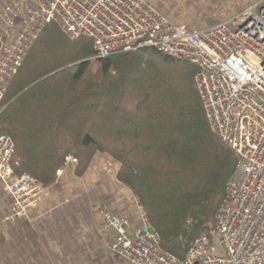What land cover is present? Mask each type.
Listing matches in <instances>:
<instances>
[{
    "label": "trees",
    "instance_id": "trees-1",
    "mask_svg": "<svg viewBox=\"0 0 264 264\" xmlns=\"http://www.w3.org/2000/svg\"><path fill=\"white\" fill-rule=\"evenodd\" d=\"M93 57L90 39L44 28L2 103L0 134L15 142V173L52 187L68 156L80 177L97 153L112 156L162 249L184 260L198 237L215 238L236 168L234 151L209 125L198 67L151 47Z\"/></svg>",
    "mask_w": 264,
    "mask_h": 264
},
{
    "label": "built area",
    "instance_id": "built-area-1",
    "mask_svg": "<svg viewBox=\"0 0 264 264\" xmlns=\"http://www.w3.org/2000/svg\"><path fill=\"white\" fill-rule=\"evenodd\" d=\"M48 24L71 40L90 39L95 59L151 47L195 64L209 125L236 156L216 213L218 244L201 235L181 260L162 249L140 205L139 226L100 210L112 252L132 264H264V0L201 29L173 22L148 0H0V115L12 80ZM15 149L13 138L1 133L0 183L12 198L6 223L27 219L46 191L32 174L15 173ZM70 162L77 159L68 156Z\"/></svg>",
    "mask_w": 264,
    "mask_h": 264
},
{
    "label": "rangeland",
    "instance_id": "rangeland-1",
    "mask_svg": "<svg viewBox=\"0 0 264 264\" xmlns=\"http://www.w3.org/2000/svg\"><path fill=\"white\" fill-rule=\"evenodd\" d=\"M158 9L163 11L175 23L185 25L190 29L206 28L223 21L230 20L239 15L247 7L258 3L261 0H148ZM72 156V155H70ZM75 158L74 156H72ZM67 163V159H66ZM77 162H70L64 169L61 176L57 175L58 181L63 183L62 187H72L70 196H77L79 201L84 189L91 192L93 198V229L88 235H84L82 227L78 225L67 226L69 238L65 239L63 232L60 239V255H55V264H132L129 260L113 253L110 246L112 234L102 230L100 210L107 209L108 200L115 201L127 207L134 205V211L139 216L140 200L129 193L126 185L117 179L120 163L112 156L105 153H97L92 159L87 171L83 176L75 173ZM116 173V174H115ZM235 174V171H234ZM233 174V175H234ZM233 177V176H232ZM231 177V178H232ZM230 178V179H231ZM229 179V180H230ZM45 193H47V187ZM132 191V190H131ZM44 193V194H45ZM84 197V196H83ZM82 197V198H83ZM68 207L73 206L72 202ZM12 205V198H11ZM10 205V207H11ZM146 211V210H145ZM9 213V212H8ZM148 215V214H147ZM6 215L3 217V225ZM150 220V219H149ZM9 222H7L8 224ZM74 228V229H73ZM218 244L217 238L213 239Z\"/></svg>",
    "mask_w": 264,
    "mask_h": 264
},
{
    "label": "crops",
    "instance_id": "crops-1",
    "mask_svg": "<svg viewBox=\"0 0 264 264\" xmlns=\"http://www.w3.org/2000/svg\"><path fill=\"white\" fill-rule=\"evenodd\" d=\"M62 185L58 181L52 187H47V193L30 211L27 219L3 225V217L10 210L11 197L0 183V264H55L53 257L60 255L57 251L60 249L61 233L68 239L70 230L67 226L70 225H80L84 235L89 234L88 238L91 239L94 219L91 192L87 196L84 189L79 201H76L77 196L69 195L73 188L67 186L65 189ZM128 190L134 196L131 189ZM71 202L73 206L68 207ZM107 204L112 212L130 218L134 226H139V216L133 204L127 207L113 200H108Z\"/></svg>",
    "mask_w": 264,
    "mask_h": 264
},
{
    "label": "water",
    "instance_id": "water-1",
    "mask_svg": "<svg viewBox=\"0 0 264 264\" xmlns=\"http://www.w3.org/2000/svg\"><path fill=\"white\" fill-rule=\"evenodd\" d=\"M7 106H8V105H6V106L4 107V109H5ZM150 230H153V229L151 228Z\"/></svg>",
    "mask_w": 264,
    "mask_h": 264
}]
</instances>
